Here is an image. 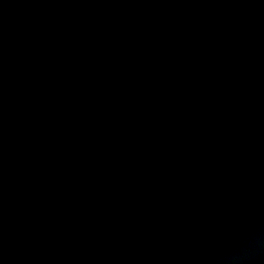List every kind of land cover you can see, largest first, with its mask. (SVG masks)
I'll return each instance as SVG.
<instances>
[{
	"label": "water",
	"instance_id": "obj_1",
	"mask_svg": "<svg viewBox=\"0 0 264 264\" xmlns=\"http://www.w3.org/2000/svg\"><path fill=\"white\" fill-rule=\"evenodd\" d=\"M0 264H264V0H0Z\"/></svg>",
	"mask_w": 264,
	"mask_h": 264
}]
</instances>
